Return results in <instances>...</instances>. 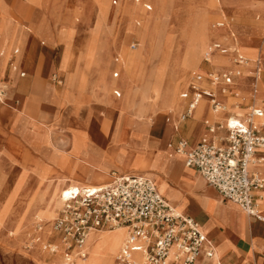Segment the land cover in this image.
Listing matches in <instances>:
<instances>
[{"label": "rangeland", "instance_id": "374dc122", "mask_svg": "<svg viewBox=\"0 0 264 264\" xmlns=\"http://www.w3.org/2000/svg\"><path fill=\"white\" fill-rule=\"evenodd\" d=\"M4 1L6 3V0ZM31 1L41 4L45 9V13L49 14L50 18H52V21H45L37 27L19 25L17 23L18 33L23 35L28 31L32 32L36 30L38 31L35 35L36 44L40 43V46H46L47 43L54 42L55 33L62 35L65 33V30H68L62 25L69 22L68 34L73 35L75 33L76 56L81 70H75L76 84L70 89V98L64 107L65 114L55 124L53 123L48 128L40 124V122L51 123L55 118L51 121H40L38 123L19 119L18 116L11 117V121L8 122V127L15 129L21 140L38 153L41 160L38 161L37 159L23 156L22 160L25 159L26 164L16 166V163L21 160L17 159V157L13 158L17 156L12 152L14 150L13 146L0 140V239L7 237V243H0V264H40L38 263L39 252L48 257V260L53 258V253L48 254V252L42 249L43 245L39 247V244L33 239L32 234L41 226L38 223V216L34 213L33 209L28 208L25 210V213L32 215L26 227H17V199L22 192L25 194L26 191L27 194L34 191L36 196L43 198L48 194L49 187L55 178L64 177L61 174L77 179L73 181L80 180L85 184L104 183L103 181L105 180L103 179L106 178L109 167H111L110 169L118 168L128 173L139 170L138 168L140 167L138 165L128 163L129 159H137L140 162L152 158H168L166 153L160 155L157 152H147L144 149L143 141L148 135L150 124L153 121H150L149 124L144 123L145 118L140 117L138 113H130L127 109L123 108V102L130 97L135 107L139 106L140 94L144 93L150 78L154 77L155 81L163 84L170 76L172 70L180 69L186 63L190 47L197 36L206 29L210 32L208 40L202 43L201 51L197 55L200 68L193 73L198 72L204 75L200 63L208 44L212 42H225L214 38L216 34L227 36L226 33H218L217 28L222 27L215 26L218 20H222L223 23L225 22L224 26L231 28V30L233 27V32L238 36L239 41H235L234 36H232L230 45L226 44L227 47L235 48L237 53L242 54L250 60V64L246 65V68L241 72L247 75L245 78H248V84L251 88L253 87V79L249 78V75L253 71L255 60L264 58L262 50L257 51L255 48L243 46V42L241 41L243 38V32L241 31L243 25H239L237 21L240 17H243V11L238 8L234 13V18L232 17L233 22L227 21L223 6L231 3L237 4L234 0H147L151 4V10L148 12L141 10L138 4H131L126 0H119L120 8L117 7L118 0L116 5H112L111 0H74L73 10H68L72 9L71 5H65L61 13L60 9L64 0H56L55 4L53 6L49 5V7L44 0ZM247 4L254 10V13L259 15L257 18H255L257 15H254L252 20L261 25V21L264 18V16H261L264 15V0H253ZM93 6L95 7L93 8ZM7 13L8 20L17 22L13 18L15 17L14 14L11 17L9 11ZM135 18H139L140 20L138 27L134 25L133 21ZM101 20L104 22L110 20L109 29H111V34L108 38L100 36ZM113 20L114 25L111 23ZM55 21V29H51ZM213 22H215L214 25L211 24ZM118 24H123L122 30L124 33L133 32L136 35L138 42H141L137 49L133 51L124 50L122 40L117 37L119 35L115 31ZM249 28L251 32L259 33L262 30L259 25H251ZM40 29H46L47 32L45 33ZM0 36L1 43L4 44L5 54H8L6 43L10 44V38L8 39L3 31H0ZM59 42L62 45L59 56L60 61L64 53V44L61 41ZM114 46L119 47L117 54L123 57L122 66L119 67V74L115 79L109 72L111 70L105 68L106 65L109 66L110 59L115 55L112 52ZM103 47L109 49L107 54L102 52ZM59 49V45L54 48L53 54L55 57L58 56ZM227 56L231 59L233 57L232 53H229ZM212 59L213 56L210 57L211 63ZM250 66L253 67L251 68ZM102 81L109 82V84L115 81L116 92H119V96L111 100L113 101V107L111 103H104V100L108 99V95L102 89ZM63 82L64 77L61 89L63 88ZM109 84H107L108 88L110 87ZM6 88L8 90L6 104L19 109L20 103L14 102L16 94L12 92V85ZM60 92L58 96L53 95L50 100L56 106L61 102ZM93 93L95 96H93ZM243 94L245 97H250L255 103H258L259 97H252L253 93H251V96L248 90H244ZM246 101L237 97L230 100V105L236 104L240 108V104L243 103V109L240 110L242 114L247 111ZM178 111H159L155 117L162 116L163 114H167L169 117L170 115L177 116ZM82 113L84 114L83 116L80 115ZM85 113H87V117H102L101 122L107 116L108 121L111 123L109 133L115 136L108 139L106 135L99 132L97 138L94 139V143L91 145L87 144V141H89L86 136L87 127L96 128L98 124H96L95 119L91 122L84 121ZM129 115L134 117L132 131V121ZM173 120L175 119L173 118ZM22 133H40L44 137L41 141L35 140L29 142L23 137ZM116 135L119 136V139L117 145H114L113 142L116 141ZM169 143L173 144V142ZM77 149L79 151L93 149L106 157L108 160L107 164L100 171L90 170L84 171L83 174H78L77 172L76 175H70L69 171L64 170L66 166L70 164L73 167L76 162L78 163V168L82 166V163H80V160L76 156L78 154V152H75ZM262 168L264 167L262 166ZM142 169H145V171H136L135 173L151 174L150 176H154L157 179V183H159L161 189L157 173L150 167ZM5 175H7V179L12 180V186L6 188L7 190L3 187ZM176 202L175 206L180 211L182 203ZM56 211L50 224L56 215ZM5 226L8 227V232L6 229L2 231V228ZM109 230L111 229H102L101 231ZM15 238L19 239L14 244ZM52 243L57 244L56 241H52ZM34 245L40 249H36ZM87 258L80 261L84 262Z\"/></svg>", "mask_w": 264, "mask_h": 264}, {"label": "crops", "instance_id": "0c3cea01", "mask_svg": "<svg viewBox=\"0 0 264 264\" xmlns=\"http://www.w3.org/2000/svg\"><path fill=\"white\" fill-rule=\"evenodd\" d=\"M44 1L47 2L48 7L49 5L53 6L56 2V0ZM73 1L74 0H64L62 8L60 9V13L62 10H64L65 5H71L72 9L68 10H73ZM126 1L131 4H138L141 10H143L144 12H148L151 10V4L147 0ZM234 1L237 4L231 3L223 6V9L227 16V21L233 22L232 17L234 18V13L238 8L239 10H242L243 17H240L237 21L239 25H243L241 29V31L243 32V38L241 40L243 42V46H246L248 48H255L257 51L262 50V52L264 53V18L261 21V25L252 20V17L254 15H257V13H254V10L250 8L247 3L253 0ZM6 3L4 0H0V31L5 32L6 36L8 37V39L10 38L11 42L9 45V54L5 58L3 64H0V72L2 78L6 82V85H12V92L16 94L14 102L20 103V108L16 109L8 106L6 102L0 105V140L10 143L13 146L14 150L12 152L17 155L13 158L17 157V159L21 160L16 163V166H18L26 164L25 159L22 160L23 156H27V158L37 159L38 161L41 160V158L38 153L33 151L26 143H24V141L21 140L19 134L15 131V129H10L8 127V122L11 121V117L18 116L19 119L35 121L38 123L40 121H51L55 118V122H40L41 125L46 126L47 128L48 126H52L53 123L55 124L58 119H60L65 114L64 107L68 99L70 98V89L76 84L75 70H81V68L78 66V60L76 56L77 46L75 44V33L73 35L68 34L69 22L62 25L65 29H68L65 30V33H63L62 35H58L55 33L53 43H47L46 46H40V43H38V45L36 44L37 41L35 38V35L38 31H28L22 35L17 31V23L19 25L37 27L45 21H52V18H50L49 14L45 13L44 7H42L39 3L32 2L31 0H6ZM111 4L116 5L117 0H111ZM143 4H148L149 9H145L143 7ZM94 7L95 6H93V8ZM117 7L120 8L119 0ZM8 11L11 17H13L12 14L15 15L16 18H13L16 19L17 22L14 20H8ZM228 14L233 16H229ZM258 16L259 15H257L255 18H257ZM135 19L133 21L134 25L138 27L140 24V20L139 18H137L136 20ZM109 22L110 20L107 22H104L102 20L100 21V36L102 38H108V36L111 34V29H109ZM111 23L114 25V20ZM214 23L215 22L211 24L214 25ZM55 24L56 21L54 25H52L51 29L55 27ZM251 25H259L262 30L259 33L251 32L249 28ZM122 28L123 24H118L116 26L115 31L117 32V35H119L117 37L122 40L123 48L125 51H133L138 44L137 37L133 32L124 33ZM40 30L45 33L47 32L46 29ZM218 33H226L229 36V41L232 36H234L235 41H239L238 36H236L233 32V27L231 30V28L224 26V28L218 29ZM59 41L64 44V53L60 61L59 56L62 50V45ZM130 42L136 43L134 49L129 48L128 45ZM139 43L141 44L140 41ZM57 45H59L60 49L58 56L55 57L53 54V50ZM0 46H4V44L1 43V36ZM14 48L17 50L15 53L17 54V57L14 56L15 54H11V50ZM118 51L119 47L114 46L112 52L115 53V55L110 59L109 66H105L106 69L108 68L107 70H111L109 72L111 73L112 77H114V79L118 76V70H120L119 67L122 66L123 62V57L120 54H117ZM102 52L107 54L109 52V49L103 47ZM214 55L222 56L220 54ZM8 58H11V62L13 59V61L25 71L19 68H10L7 62ZM217 61H219V57H217ZM217 61L215 63H209L208 61H204V59H202L200 63V66L204 72V75H202L198 72L193 73L200 68L199 60L196 57V62L194 63V65H192V70H194L192 72V76L189 78L188 83L182 85L177 92L179 100L181 102L180 109L177 113L178 115H170V117L167 114H163L162 116L159 115L158 117H156V121H153L150 124L149 133L143 141L144 149L147 152H157L160 155L166 153L168 158L149 159L150 165L148 167L156 172L158 175L157 178L162 181L161 189L159 183H157V179H155L154 176L149 178H151L152 180L153 178L155 179L161 192L160 193L157 190L160 196L170 205H172L176 210V201H178L179 204L182 203V209L180 211H177L181 214L193 218L199 224L200 228H202V232L205 236L206 241L212 246L214 253L213 257H206L204 255V250L207 245L203 244L202 248L195 257L193 264H264V189L257 190L254 193L256 207L259 214H261L262 216V219H257L246 214L236 203L222 198L218 191L213 186L208 184L194 168L185 166L183 164V155L179 154L177 151L167 145L169 142L175 143L176 140L182 139L186 141L185 149H188L192 147L196 142H198L202 137H205L208 141L220 143L219 139L225 135V129L221 127V125L223 124L226 117L235 116L241 119L245 114V112L241 115L234 114V112L230 108V100L236 99L237 97L245 99L247 100L245 103L246 108L248 103H252V99L250 97H245V95L243 94L244 90H248L250 95L251 93H253L254 95L251 96L254 98L259 97L258 103L254 105L264 107V97H260L262 92L264 91V58H258V68L256 70V76L255 73H253L254 70L250 72L249 78L253 79L252 88L248 84V78L243 77L245 73L241 72V77L236 78L232 85L230 84L229 86H227L228 91L226 93H222L219 90V84H215L213 86L207 78L208 75L206 76V73L210 71L221 72L229 65L228 62ZM250 67L252 68L253 66ZM20 71L23 72L22 76L18 75V72ZM53 76L59 80L58 83L51 79ZM63 77L64 82L63 88L61 89ZM107 84H109V82L102 81V85H105L106 88H108ZM191 84H195L200 89L211 92L214 99L227 108H224L223 110L213 111L210 107L208 98L206 96H203L202 100L200 98L191 112L185 118L180 119L179 116L182 112H184L189 99L188 97H182L181 93H189ZM109 85L110 87L115 86V81L113 83L111 82ZM59 92L61 95V102L56 106V104L50 102V100L53 95L58 96ZM106 93L108 95V91H106L105 94ZM117 93L118 95L116 96H119V92ZM112 106L114 105L112 104ZM239 107L240 110H242L243 103H241ZM80 115L83 116L84 114L82 113ZM263 115L257 118L256 121L259 124V129L264 133V121H261ZM129 116H131L130 119L132 121V131L134 117L132 115ZM173 118L175 120H173ZM94 119L96 124H98L96 125V127L100 128L99 123L101 122L102 117H87V113H85L84 121L91 122ZM103 122H107V119L105 118L102 123ZM107 124H109V121ZM208 126H211V131L208 130ZM98 134L99 132L97 133V135ZM22 135L29 142L35 140L41 141L44 137L40 133H22ZM118 139L119 136L116 135V142L118 141ZM258 155H260V151H257L255 153V156ZM259 163L264 164V162ZM262 166L264 167V165H259L257 166V168L264 172V168H262ZM110 168L111 167L108 168L109 170L107 169V176L105 179H103L105 180L103 181L104 183L85 184L80 180L75 181V183L78 184V186L103 185L110 180L111 172L119 174H129L128 172H125L118 168ZM64 170L71 171V165L69 164L68 166H66ZM249 170L251 169L249 168ZM77 172L78 174L84 173L82 172V170H72L68 173H70V175H76ZM130 172L133 173L132 171ZM61 175H64L68 183L73 180H77L65 174ZM150 175L151 174H149V176ZM261 176L264 178V174H262ZM11 186L12 180L7 179V175H5V180L3 182L4 189L7 190L6 188H10ZM4 229H6V231L8 232V227L5 226L4 228H2V231H4ZM6 239L7 237H3L2 239H0V243H7ZM17 239L19 238H15V240L13 241L14 244ZM47 241H56L58 244V239L53 234L49 236L45 242ZM136 255L138 258V254ZM38 256V263L40 264H53L56 261L60 263L61 260L60 251H58L56 254H53V258L49 260L48 257L42 255L41 252L38 253Z\"/></svg>", "mask_w": 264, "mask_h": 264}, {"label": "built area", "instance_id": "2783aa9c", "mask_svg": "<svg viewBox=\"0 0 264 264\" xmlns=\"http://www.w3.org/2000/svg\"><path fill=\"white\" fill-rule=\"evenodd\" d=\"M143 7L149 9L148 4ZM128 46L134 49L136 43L130 42ZM216 49L220 46L212 44L207 53ZM16 51L12 49L11 54ZM206 54L204 61H207ZM240 59L237 57L235 61L240 63ZM7 62L13 69L11 58ZM240 70L241 67L233 73L210 71L207 78L211 83L219 84V90L226 93L233 76ZM18 75L22 76L23 72ZM51 79L59 82L54 76ZM6 87L0 72V102ZM181 96L189 99L180 119L185 118L203 96L208 98L213 111L224 109L211 92L195 84L190 85L189 93L182 92ZM263 112L264 107L250 103L243 118L226 117L221 125L225 135L219 139L220 143L202 137L188 149L182 139L167 144L175 151L183 152V164L194 168L222 198L236 203L246 214L257 219L262 216L256 207L254 193L264 189V178L249 170L248 164L264 162V133L256 121ZM208 130H212L211 126ZM257 151L260 155L255 156ZM118 226L125 228V237L114 264H193L203 244L207 245L204 255H213V248L199 224L165 201L151 178L139 173L111 172L110 180L103 185L68 187L63 191L51 222L52 234L58 239L59 264H73L75 257L84 256L83 242L89 230ZM42 249L48 253L56 252L51 241L45 242ZM133 254H138V258Z\"/></svg>", "mask_w": 264, "mask_h": 264}, {"label": "bare ground", "instance_id": "6f19581e", "mask_svg": "<svg viewBox=\"0 0 264 264\" xmlns=\"http://www.w3.org/2000/svg\"><path fill=\"white\" fill-rule=\"evenodd\" d=\"M18 19V18H17ZM20 20V19H19ZM136 20V19H135ZM224 24L222 20H219L215 23V26H222L217 29H222L224 28ZM215 28V29H216ZM210 35V32L207 31V29L201 33L199 36L195 38L193 41L187 59L186 63L179 69L177 70H172L170 76L168 79L163 83L160 84L159 82L155 81L154 77L150 78V81L146 85V89L144 93L140 94V103L139 106L134 105L132 102V99L129 97L127 100H124V107L127 109L130 113H138L140 117H144V123H148L150 121H156V115L159 111H178L180 109L181 102L179 100L178 96V89L186 84L190 76L192 75V72L194 70L193 66L194 63L196 62V57L200 53L201 48H202V43L204 41L208 40V36ZM214 38H218V41H225L224 43L221 42H212L210 43L205 52H204V57L205 54L207 53L208 49L211 47L212 44H218L220 46V49L214 50V52L207 53L206 58L209 63L210 62V57L213 56L212 63H215L217 61V57H219L220 62H228L229 65L225 69V71L229 73H233L235 70H237L238 67H241L242 69L238 72L237 75H234L231 81L232 83L236 80V78L241 77V71L246 68L245 66L250 64L249 58L244 57L242 54L237 53L235 48H229L227 45L230 43L228 40L229 36H224V35H215ZM229 41V42H228ZM11 42V41H10ZM235 42V41H234ZM228 43V44H227ZM227 44V45H226ZM9 45L6 43L7 49H8V54H9ZM140 43L138 42L137 46L135 49L139 47ZM230 45V44H229ZM134 49V50H135ZM229 53H232L233 57L232 59L228 56ZM8 54H5V48L4 46H0V64H3L5 61V58L8 56ZM214 54H220L222 56L214 55ZM203 57V58H204ZM237 57H240V63H237L235 60ZM217 61V62H219ZM252 61V60H251ZM253 62V61H252ZM258 60L255 61V65L253 67L255 76H256V70L258 68ZM12 66L13 69H21L12 59ZM25 71V70H23ZM247 75L245 74L243 77L245 78ZM240 81V80H239ZM243 82V81H242ZM212 85H215L212 83ZM102 89L104 92L108 91V99L104 100V103H111V100L116 97L115 91L117 90L115 86H111L110 89L106 88L105 85H102ZM97 90V89H96ZM7 88L5 90L4 96L0 102L1 104H4L6 101V96H7ZM96 92V91H95ZM92 94V92H91ZM93 96L94 93H93ZM260 97H264V92H262ZM203 97H201L202 100ZM234 102V101H233ZM253 104H256L252 100ZM89 105V104H88ZM113 107V106H112ZM223 108L225 106L223 105ZM231 110L234 112L236 115H240L241 111L240 108L237 107V105H233L230 107ZM98 113V112H97ZM106 115V114H105ZM104 115V116H105ZM107 119V122H101L100 123V128H89L87 127V132L86 136L89 141H87V144L91 145L94 143V139L97 137V133H103L106 135L108 139L113 138L115 135L110 134V125L111 123H108V118L107 116L105 117ZM114 120V119H113ZM261 121H264V115L261 118ZM113 122V121H112ZM102 134V135H103ZM104 137V136H103ZM115 139V138H114ZM114 145H117V142H113ZM78 152L76 155L78 160H80V163H82L81 168L77 167V162L73 167H71V171L75 170H82L84 171H97L101 170L104 168V166L107 164L106 162L108 161L106 157L93 150V149H83L79 151L78 149L75 151ZM179 154L183 155V152H178ZM129 164L132 165H138L139 170H143L142 168H146L150 165L149 159H146L145 161H140L137 159H129L128 160ZM259 165H264L259 162L253 161L249 162L248 168L253 170L257 174H264L263 171L259 170L257 166ZM145 170V169H144ZM69 171V172H71ZM131 173V172H129ZM135 173V172H133ZM148 177H152L149 175H146L144 173H140ZM3 176V175H2ZM3 178V177H2ZM157 190L160 192L158 185L153 178ZM83 184V183H82ZM160 184H162V181H160ZM68 187H81L78 186V184L75 183V181L67 182L65 177H56L55 180L52 182V184L49 187L48 194L45 197H39L34 194V191L31 193H27L25 191V194L22 192L18 199V208L16 209L17 215H16V222H17V227L18 228H24L28 224L31 214L25 213L26 209L31 208L34 213L38 216V223L41 224L40 228L36 230L35 233L32 234L33 239L37 244H39V247L45 243V241L48 239V237L51 234V224L50 221L52 217L54 216V212L58 208V204L61 202V198L63 195V191L68 188ZM161 193V192H160ZM32 206V207H30ZM38 225V224H37ZM201 231L202 228H200ZM125 237V228L122 226L114 227V229L111 228L109 231H101V230H89L86 234L85 240L83 242V249H84V256L83 257H75V261L73 264H114V257L118 250L120 249L123 239ZM57 243V242H56ZM56 246V252L53 254H56L59 251L58 244H54ZM35 246V245H34ZM35 246V248H39ZM40 249V248H39ZM34 251V250H33ZM89 254V256H88ZM58 255V254H57ZM134 257H137L136 254H133ZM214 256V253L212 257ZM88 257V258H87ZM87 258L84 262L80 261L81 259ZM78 260V261H77ZM77 261V262H76ZM53 264H59V262H54Z\"/></svg>", "mask_w": 264, "mask_h": 264}]
</instances>
